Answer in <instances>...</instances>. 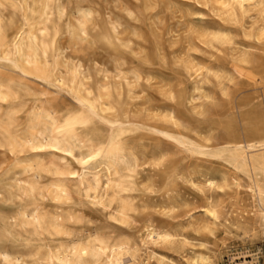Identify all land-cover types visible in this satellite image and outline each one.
<instances>
[{
    "label": "rangeland",
    "instance_id": "1",
    "mask_svg": "<svg viewBox=\"0 0 264 264\" xmlns=\"http://www.w3.org/2000/svg\"><path fill=\"white\" fill-rule=\"evenodd\" d=\"M53 4L50 16L60 26L55 61L61 74L69 80L77 66L92 86L106 83L119 90V111L136 124L125 136L124 157L117 168L119 176L129 169L131 175L119 178L110 192L109 207L72 194L62 207L74 211L76 222L65 223L51 244L61 249L77 239L91 243L86 237L90 229L111 242H126L131 251L141 250L143 264H192L197 259L198 264H230L231 254L258 248L264 264V234L258 228L262 210L248 190L262 177L241 162L232 144L242 142L245 150L246 142L264 136V0H54ZM0 15H8L1 6ZM83 23L89 31L86 36L79 33ZM1 71L14 74L10 68ZM24 81L32 82L37 92L44 90L36 79ZM26 109L16 120L28 119ZM7 111V104L0 101L2 120L12 124ZM60 153L44 159L69 170L78 167ZM0 159L13 164L6 154ZM15 171L16 177L22 176L18 168ZM207 179H214V187L206 184ZM2 197L0 245L14 242L24 250L29 244L24 238L13 240L4 234L8 217L26 204L24 197L16 190L9 199ZM147 224L172 231L175 239L143 246ZM49 242H39L43 251ZM86 260L103 261L94 255Z\"/></svg>",
    "mask_w": 264,
    "mask_h": 264
},
{
    "label": "bare ground",
    "instance_id": "2",
    "mask_svg": "<svg viewBox=\"0 0 264 264\" xmlns=\"http://www.w3.org/2000/svg\"><path fill=\"white\" fill-rule=\"evenodd\" d=\"M2 1L0 6L8 11V15H0V101L7 104V115L12 124H7L6 120L4 122L0 114V154L9 156L14 165L6 159H0V197L9 199V195L16 190L26 202L8 217L4 234L13 240L24 238L29 244L24 250L17 249L14 242L9 246L0 245V264H88L86 258L91 255L102 257L101 264H143L141 250L131 251L126 242H111V239L109 241L99 233H89L90 229L87 230L86 237L90 238L91 243L77 239L61 249L51 244L54 236L63 232L65 223L76 218L74 211L62 207L71 199L72 194L106 209L112 196L110 192L114 191L118 181L131 175L129 169L119 176L117 168L124 157L123 143L127 141L125 136L133 127L134 121H130L119 111V90L106 83L92 86L81 76L77 66L72 69L69 80L61 74L55 61V36L60 26L50 16L54 10V0ZM41 3L43 4L39 7ZM88 32L87 25L83 23L79 33L86 36ZM102 38L110 41L105 34ZM7 68L12 69L14 74L3 72L1 75V70ZM31 79L38 80L44 90L37 92L31 88L32 82L28 85L24 81ZM49 92H54L55 96H49ZM25 107L27 112L24 113H27L28 119L16 120ZM246 143L245 150L242 142L232 144L236 153L240 154L241 162L253 172L258 170L262 177L260 181L254 180L253 186L248 190L261 207L258 228L264 234V136ZM60 152L68 155L78 167L69 170L53 163V160L45 161L46 155L53 156ZM89 156L93 159L89 160ZM85 160H89V163L84 164ZM15 168L20 170L23 177L15 176ZM64 180L72 185L67 186L69 184L66 185ZM206 184L214 187V179H207ZM127 190L129 191L128 188ZM205 210L215 215L212 210ZM152 225L147 224L144 228V237L141 239L143 246H155L167 241L169 243L174 238L172 231L161 230ZM44 239L50 241L45 251L39 245ZM258 249L246 251L242 255L238 253L240 256L231 254L230 264H261L256 251ZM151 254L157 255L155 250H151ZM247 257L250 259H246ZM197 260L192 264L201 262Z\"/></svg>",
    "mask_w": 264,
    "mask_h": 264
},
{
    "label": "snow or ice",
    "instance_id": "3",
    "mask_svg": "<svg viewBox=\"0 0 264 264\" xmlns=\"http://www.w3.org/2000/svg\"><path fill=\"white\" fill-rule=\"evenodd\" d=\"M69 155H71V153H69ZM93 159V157L89 156V160ZM89 160H85L83 161L84 164H88L89 163ZM74 175V174H73Z\"/></svg>",
    "mask_w": 264,
    "mask_h": 264
}]
</instances>
